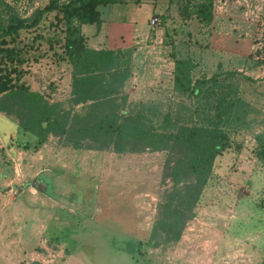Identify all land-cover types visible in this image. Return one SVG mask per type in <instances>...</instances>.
Segmentation results:
<instances>
[{
    "label": "rangeland",
    "instance_id": "1",
    "mask_svg": "<svg viewBox=\"0 0 264 264\" xmlns=\"http://www.w3.org/2000/svg\"><path fill=\"white\" fill-rule=\"evenodd\" d=\"M1 1L9 13L29 17L47 0ZM146 2L127 0L101 11L106 15L126 3L135 7ZM180 3L155 0L145 22L134 24L140 40L128 46L140 49L119 50L118 65L127 76L115 97L123 112H168L170 129L212 118L211 97L195 99L172 91L174 55L193 60V78L215 74L219 89L236 98V111L225 124L231 144L214 159L179 240L164 249L142 244L141 255L135 253L137 241L148 237L157 202L173 186L166 151L75 149L53 135L38 142L17 126L14 116L0 112L8 122L0 120V264H264V165L254 154L257 141L255 147L244 146L237 138L242 129L264 126V0L247 5L227 0L226 10L216 1L207 25L193 16L182 18ZM153 16L159 18L158 27L149 25ZM238 25L253 31L244 42L249 45L243 69L221 57L216 61L211 53L220 46L217 37L230 36L228 28ZM222 26L228 33L219 32ZM62 28L54 13H47L35 28L19 30L8 46L17 48L23 59L21 81L65 108L71 71L63 57ZM254 66L262 77L252 78ZM158 116L151 117L153 123L159 124ZM9 141L14 146L7 149ZM242 148L253 157L246 155L244 164L237 159Z\"/></svg>",
    "mask_w": 264,
    "mask_h": 264
},
{
    "label": "trees",
    "instance_id": "2",
    "mask_svg": "<svg viewBox=\"0 0 264 264\" xmlns=\"http://www.w3.org/2000/svg\"><path fill=\"white\" fill-rule=\"evenodd\" d=\"M125 1L47 0L29 17H18L9 13V7L0 0V112L14 116L17 126L38 142L53 135L75 149L110 147L117 154L145 149L167 152L172 163L167 177L173 186L156 204L148 237L136 243L135 253L141 255L142 244L164 249L178 241L185 222L193 217L214 159L231 144L225 124L236 111V98L227 89H219L215 74L193 78L194 62L190 57L172 55V91L195 99L211 97L213 117L198 123L174 124L170 129L173 120L168 112L158 116L148 108L132 113L119 110L115 97L127 76L118 65L119 50L87 47L79 25L97 26L103 13L101 8ZM173 1L167 0V4ZM211 2L181 0L178 12L182 18L193 16L207 25L212 20ZM51 12L63 25V57L71 71L65 108L48 102L21 81L19 66L23 59L17 48L8 46L19 30L35 28ZM75 106L79 109L75 110ZM152 116H158L159 124L153 123ZM256 141L254 154L264 165V138L258 137ZM13 146V141L6 144L7 149Z\"/></svg>",
    "mask_w": 264,
    "mask_h": 264
},
{
    "label": "crops",
    "instance_id": "3",
    "mask_svg": "<svg viewBox=\"0 0 264 264\" xmlns=\"http://www.w3.org/2000/svg\"><path fill=\"white\" fill-rule=\"evenodd\" d=\"M263 1V0H262ZM261 2V1H260ZM124 8L122 9H113V10H106V15L100 16V23L96 26L94 24H80L79 30L81 35L84 38V42L87 47L92 49H110V50H120L123 48L131 47L133 49H140V46H136L131 44L128 46L132 41L137 43L136 39H139L140 36V29L134 27V24L139 25L141 22H145V19L149 16V13L155 10V0H147L146 4H140L139 6H132L128 3L123 4ZM221 31L228 33L229 30H224L226 27H220ZM230 29V36H219L217 37V46L214 50L211 48V53L213 57H215L216 61L218 57H221L220 61L225 60L226 62H235L237 65H241L242 69L245 66V41L251 39L252 30L249 28H244L243 26H237L236 28H228ZM234 30V32H233ZM213 38V37H212ZM213 41V40H212ZM134 45V46H133ZM129 49V48H128ZM214 51H216L214 54ZM136 53V52H134ZM248 62V61H247ZM259 67L253 68L256 70L255 72H251L253 74L252 78L256 79L258 76L262 77V73L260 75ZM239 70V69H237ZM244 74V72L242 73ZM264 78V77H263ZM260 82V81H259ZM0 120L5 125H8L7 119L4 116H0ZM8 126H6L7 129ZM1 132L3 135L6 133L7 130ZM13 129V128H12ZM260 129V130H259ZM258 130L245 128L244 130L240 131V134H237V138L242 141L243 145L246 146H253L255 147V142L258 137L264 136V126H260ZM253 147H250L252 150ZM243 151L240 150L238 152L237 159L244 164V158L246 155L251 153L247 152L246 149L242 148ZM250 150V151H251ZM253 158V157H252ZM70 172V170L68 171ZM67 172V175H68ZM71 173V172H70ZM74 177L72 174L68 175ZM77 174V178H78Z\"/></svg>",
    "mask_w": 264,
    "mask_h": 264
},
{
    "label": "built area",
    "instance_id": "4",
    "mask_svg": "<svg viewBox=\"0 0 264 264\" xmlns=\"http://www.w3.org/2000/svg\"><path fill=\"white\" fill-rule=\"evenodd\" d=\"M217 2L220 3L221 8H224V10H226V4H227V0H216ZM215 0H212L211 5L212 7L215 6L216 3ZM237 3H245V5H247V1L250 0H234ZM149 25L152 27H158L160 25V21L159 18L157 16H153L152 18L149 19Z\"/></svg>",
    "mask_w": 264,
    "mask_h": 264
}]
</instances>
